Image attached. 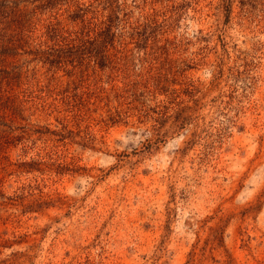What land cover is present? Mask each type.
Here are the masks:
<instances>
[{"label": "rangeland", "instance_id": "1", "mask_svg": "<svg viewBox=\"0 0 264 264\" xmlns=\"http://www.w3.org/2000/svg\"><path fill=\"white\" fill-rule=\"evenodd\" d=\"M0 264H264V0H0Z\"/></svg>", "mask_w": 264, "mask_h": 264}]
</instances>
